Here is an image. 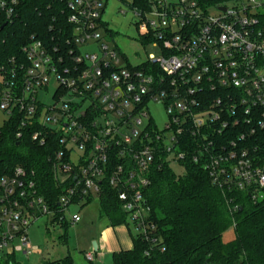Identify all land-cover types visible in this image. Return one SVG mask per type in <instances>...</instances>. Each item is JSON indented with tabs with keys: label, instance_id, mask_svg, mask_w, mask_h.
<instances>
[{
	"label": "built area",
	"instance_id": "2783aa9c",
	"mask_svg": "<svg viewBox=\"0 0 264 264\" xmlns=\"http://www.w3.org/2000/svg\"><path fill=\"white\" fill-rule=\"evenodd\" d=\"M53 1L64 17H53L51 37L30 33L0 63V129L12 121L17 139L48 148L62 191L52 208L35 170L0 175V255L31 252L29 229L42 216L81 221L69 210L100 201L105 184L126 225L156 241L145 197L155 166L198 163L223 191L263 198L264 0H151L146 10L118 0L140 17L142 40L162 51L137 65L121 64L105 40L109 0ZM20 3L0 0V21L12 22ZM156 103L168 116L162 129Z\"/></svg>",
	"mask_w": 264,
	"mask_h": 264
},
{
	"label": "trees",
	"instance_id": "16d2710c",
	"mask_svg": "<svg viewBox=\"0 0 264 264\" xmlns=\"http://www.w3.org/2000/svg\"><path fill=\"white\" fill-rule=\"evenodd\" d=\"M60 1V0H55ZM129 1L133 8L149 9L151 0ZM53 0H21L18 14L0 31V63L18 56L20 47L32 32L47 37L53 17H64ZM5 21H0V26ZM111 34V30L108 29ZM16 124L7 122L0 129V175L17 165L35 170L40 193L52 208L58 207L61 186L49 162L51 151L38 146L27 135L17 139ZM151 185L145 190L156 241L134 236V246L115 253L113 264H264V196L253 202L247 192L223 191L213 185L205 168L188 161L182 172L172 166H155ZM264 192V191H263ZM92 203L88 199L86 205ZM101 214L112 225L128 223L117 198V191L105 184L99 201ZM63 228L60 236L68 242V221L52 220ZM234 229V237L224 234ZM0 264H20L14 254L0 255ZM40 264H75L71 254Z\"/></svg>",
	"mask_w": 264,
	"mask_h": 264
},
{
	"label": "rangeland",
	"instance_id": "374dc122",
	"mask_svg": "<svg viewBox=\"0 0 264 264\" xmlns=\"http://www.w3.org/2000/svg\"><path fill=\"white\" fill-rule=\"evenodd\" d=\"M210 12L214 13L216 10L212 8ZM102 17L112 32L111 34L108 30L104 32L105 40L124 54V56L120 54L121 64L137 65L146 60L150 54L155 57L161 56L162 51L159 46L142 40L143 32L137 26L140 17L126 4L118 0H109ZM151 112L156 126L162 129L168 119L163 104H153ZM0 116V123H2L3 114L0 113ZM172 167L176 172L183 171V168L178 165ZM73 211H79L81 217H83L87 213H90L91 216L92 214L98 216L101 210L99 201L95 200L92 204L83 208L71 207L69 213ZM69 213H67V217H69ZM100 220L106 221L105 218ZM71 227L72 225L68 228V242L66 243L60 237L64 232L63 228L54 227L49 217L42 216L33 222L29 229V236L34 249L27 254L23 252L14 254L16 260L20 264H40L46 260L62 258L68 254L84 258L82 245L86 240L92 238L90 234L94 233L95 229L92 225H85V221ZM233 237L234 229L230 228L224 234V240L229 241ZM8 251L9 249H7Z\"/></svg>",
	"mask_w": 264,
	"mask_h": 264
},
{
	"label": "crops",
	"instance_id": "0c3cea01",
	"mask_svg": "<svg viewBox=\"0 0 264 264\" xmlns=\"http://www.w3.org/2000/svg\"><path fill=\"white\" fill-rule=\"evenodd\" d=\"M89 214L90 213H87L82 217L81 221L72 225V227H74L85 221V225H92L95 229V234H90L92 238L86 240L82 245L85 257L72 255L75 264H113V256L115 253L133 248L136 231L131 225H112L109 220L101 214V211L98 213V216L93 214L91 216ZM102 218H105L106 221L100 220ZM94 241L98 243L97 250L94 249ZM87 253H93L92 260L87 259Z\"/></svg>",
	"mask_w": 264,
	"mask_h": 264
},
{
	"label": "water",
	"instance_id": "95a60500",
	"mask_svg": "<svg viewBox=\"0 0 264 264\" xmlns=\"http://www.w3.org/2000/svg\"><path fill=\"white\" fill-rule=\"evenodd\" d=\"M6 26V24H3L0 26V31ZM93 246H94V249L97 250V247H98V243L97 241H94L93 242Z\"/></svg>",
	"mask_w": 264,
	"mask_h": 264
}]
</instances>
